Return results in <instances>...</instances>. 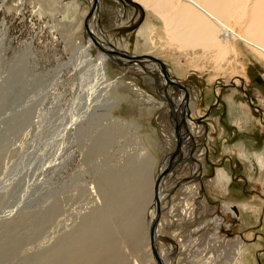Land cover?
<instances>
[{
	"label": "rangeland",
	"instance_id": "rangeland-1",
	"mask_svg": "<svg viewBox=\"0 0 264 264\" xmlns=\"http://www.w3.org/2000/svg\"><path fill=\"white\" fill-rule=\"evenodd\" d=\"M89 7L88 0H0V264H88L90 250L116 238L117 222L132 215L118 243L121 264H160L155 248L164 264H203L214 255L226 264L238 239L249 249L244 264H264V168L256 161L264 156V61L239 42L218 70L211 61L190 66L182 55L175 63L178 51L172 56L157 41L162 23L151 10L135 0H99L96 21L108 42L158 58L181 86L174 91L185 90L192 101L197 114H189L200 128L189 152L200 154L197 169L189 153L177 157L173 138L163 140L187 105L168 100L157 75L133 70L146 61L121 63L113 52L101 58L99 45L84 36ZM147 22L155 44L139 33ZM238 76L243 81L228 82ZM138 133L155 158L150 168L142 164ZM134 159L135 169L128 166ZM171 160L153 249L152 201L145 193L140 204L125 201L123 192ZM218 169L229 175V193L214 183ZM117 206L128 214L113 215Z\"/></svg>",
	"mask_w": 264,
	"mask_h": 264
},
{
	"label": "bare ground",
	"instance_id": "bare-ground-1",
	"mask_svg": "<svg viewBox=\"0 0 264 264\" xmlns=\"http://www.w3.org/2000/svg\"><path fill=\"white\" fill-rule=\"evenodd\" d=\"M88 1L90 2V6H92V10H91L90 17L86 18L84 20V25H85V29H86V31H85L86 35H84V36H86L87 44L95 45L97 43V45H99V47H100V50L103 51V53L101 52L102 55L100 54L101 58L102 57L105 58L106 57L105 54H107L109 52H113V53H115V55L117 54L119 56L118 59L121 58L120 59L121 63H128V62L140 63V61H146L147 63H145V65H142V66L133 65L132 66L133 70H135L136 73L137 72H139V73H150L153 75H157L158 77H160V80L158 82L159 86L163 90L162 91L160 89V91L165 93V95L167 96V99L172 100V102L173 103L175 102V104L178 101V102H180V105L183 103H185L187 105V109L183 112V113H185V115L184 116L181 115V120L176 118L178 120L177 121L175 120V122L173 120L174 123L173 122L171 123L173 126V128H172L173 134L170 133V135H167L164 133L163 135L165 136V138L163 137V140H165V139L171 140L173 138V140H175L174 144L177 145V149H178L177 157H178V153L181 150H182L181 151L182 157L189 153L188 159H189V157L192 158L195 161V165H196L195 168L198 169L199 166L201 165L200 161H198L200 159V157H198V156H200V154L198 155V154L192 153V155H191V153L189 151L191 150V148H193V146L195 144L194 139L199 134L198 131H199L200 127L196 126V124L193 121L194 118L192 116H195V114H197V112L194 110L195 107H194V105H192V101H191V103L189 101L187 102V99H189L187 96V93H185V90H184V92L174 91V87L175 88H179V87L181 88V86L177 85V82H178L177 78H174L170 74V70L167 69L162 62L161 63L163 64V67H161L157 62L150 60V59H147V58L139 57L136 60L133 57L138 56V55L129 54L128 52H125L124 50L118 48L116 45L110 44L109 42L113 43V41L111 40V37L109 35H106V34L99 32V30H100L99 23H98V20L96 21V16H97L96 15L97 14L96 9L98 7L99 0H88ZM135 1L139 2L145 9L151 10L152 13L161 21L163 36L158 34L157 35V41L160 44H162L164 47L166 46L165 47L166 52L171 54L172 56H173V54H172L173 51H178V54L175 53V55L172 57L173 62H175V63L178 62V60H177L178 56L182 55L187 59L188 65H190V66L195 67V66H198L199 63H203L201 67L204 68L205 63L208 61H211L214 64L213 68L215 70H218V69L222 68L221 65L223 62L229 63V61L227 59V57L229 55L235 56L237 54L239 42L242 43L247 49H250L252 52H254L257 56H259L264 61V0H135ZM90 19H91V22H90ZM145 28L146 29H141L139 33L143 36L148 35L149 36L148 42L155 44L156 42L153 40V38H151L152 35L150 34V33H153L152 29H154V25L151 24L150 22H147ZM103 40H105L107 42H105ZM145 42H147V39H145ZM118 46H121V45H118ZM118 51H120V52H118ZM122 55H124V56H122ZM164 56H167V55L164 54ZM177 64H179V63H177ZM163 72H165V74H163ZM241 79L242 78L240 76H238V78H234L228 82L231 83L232 85H234V84H238V82L243 81ZM228 82H225V83H228ZM133 88H135V91L138 89L136 87H133ZM106 91H107V89H106ZM165 95H164V97H165ZM164 97H162V98H164ZM111 99H112V97L109 98L108 100H111ZM153 99L154 98L151 96L148 100H153ZM248 99H249V101H251L249 97H248ZM108 104L110 105V106L108 105L110 107V109H112L116 105L114 100L111 102L108 101ZM109 107H108V109H109ZM178 107H180V106L175 107V109L173 108V110H177ZM254 108L259 110L256 107H254ZM149 109L155 110L156 108L153 106H150ZM189 112L192 114V116L189 114ZM109 116H110V111H109ZM235 117L237 118L236 122L241 123L243 116L241 115V112L239 109L237 110ZM260 119H263L261 111H260ZM115 121H116L115 123H118V125H120L123 122L122 120H120L117 117H115ZM158 121L161 124L163 123L161 117L158 118ZM130 123L134 125V128L139 129V126L136 123H134L133 121H130ZM262 123H264V122H262ZM134 131H135V129H134ZM135 135L136 136H134V138L135 137L137 138L140 149H142V151L144 150L143 153L145 156V160L142 164H143V166H148V168H150L149 166L154 164L155 158L150 152L147 151L145 144H144L142 134L138 133ZM149 138L151 140V138H154V136L150 135ZM196 139H197V137H196ZM184 145H185V147H184ZM179 156H180V154H179ZM177 157H176V159H177ZM186 158H187V156H186ZM256 161L261 168H264V156L263 155L256 156ZM174 162H175V160H173L172 163H170L169 161L165 162V166L163 165L164 167L161 168L162 170L160 168H158L156 175L154 177H152V179L149 177L150 179L148 182L146 181V178L143 176V178H141V180L138 179V180H140L139 183L137 182L136 184H134L136 187L134 186L133 189L131 188L132 189L131 191H130V189H127L128 187L125 188L124 192L122 191L123 193H125L123 195L125 198H126V196H127V198L129 196V197L135 199L136 203L138 202V204H140L139 200L144 198L143 197L144 193H145V195H147L146 199L148 198V199H150V201H152L151 202V204H152L151 209L150 210L148 209L149 210V216H150L149 224L151 226V239H152L151 245H152V247H153V245L154 246L156 245L155 240H156V236L158 233L157 228H159L158 227L159 223L156 222V220L158 217L157 211L161 207L160 206L161 200H162L161 195H163L161 193L162 190H160L161 189L160 187H162L161 184L163 182L164 173L166 171H168L165 169L169 168L170 165H173ZM131 163L134 165L132 168H134L135 166L138 167V165L140 164L135 159L129 160L128 166H130ZM174 165H175V163H174ZM125 167H126V165H124L123 169ZM145 168H147V167H145ZM126 169H127V167H126ZM191 173H192V175H194V174L196 175V169H193ZM154 181H155V183H154ZM214 183L217 187L220 188L221 191L228 192V193L230 192V190H229L230 189L229 188V186H230L229 175L224 169H218L217 170L216 179L214 180ZM153 185H154V197L152 194ZM114 189H116V188L114 187ZM120 190H122V189H120ZM118 194L120 195V192H118ZM119 195L117 197L120 198ZM233 195H234V193H233ZM231 196H232V193H231ZM124 197L121 199L123 200ZM109 198H111V197H109ZM127 198L125 199V201L129 200V198L128 199ZM115 200H113L114 205L118 204L120 202L117 199V202L118 201L119 202L116 203ZM107 201H108V199H107ZM136 203L134 205L135 207L138 205V204L136 205ZM108 205H110V204H108ZM114 205L112 206L113 208L116 206V205L115 206ZM130 205L131 204H129V206ZM246 205H248V202L244 203V206H246ZM124 206H125V204H124ZM134 206L132 203V207H134ZM132 207H131V210H132ZM135 207L133 209V210H135L134 212H136L138 210L137 209L138 206L136 207V209H135ZM248 207H251L254 209V206H252V205L247 206L246 209H248ZM120 208H122V206H120ZM116 209L117 210L115 211V213H113V215L116 214L117 217L124 216V215L128 214V211H127L128 208H127V210L125 209L127 213L124 215H121V214H123V213H121L123 210L122 209H121L122 211L119 210L118 206ZM125 210H124V212H125ZM133 210L131 211L132 214L134 213ZM111 211L112 210H110V212ZM134 214H136V213H134ZM116 215H115V218H116ZM128 216H131V215H128ZM90 217H91V215H90ZM134 217H135V215L134 216L132 215V217H130L131 218L130 220H133L132 218H134ZM123 219H125V218H123ZM123 219L119 223L117 222V224H116L118 226L119 235L121 234L123 236H121V235L119 236L116 234V236H115L116 238L110 237V240L105 242V243H107V246H105L104 241L101 242V243H103L102 245H104L105 247L102 245H100V246L98 245L99 247L94 246L97 249L95 248L93 250H90V259L87 260L88 264H121L120 261H121L122 256L120 255L121 253H119V251H118L120 248L119 247L120 245L118 246V243L122 241V238L125 239L124 238V231L127 229V228L125 229V224L128 221L126 219L127 221L124 220L125 221V223H124ZM129 221H128V223H129ZM156 223H157V228H156ZM115 233H116V231L114 232L113 235H115ZM107 234L109 235V233H107ZM110 234H111V232H110ZM105 235H106V233H105ZM125 237H126V235H125ZM111 238H113V239H111ZM102 240H103V238H102ZM123 242H125V240H123ZM134 242H132L133 245L137 247L136 239L134 240ZM128 245H129V243H128ZM134 246H133V248H134ZM91 247L93 248V246H91ZM131 247H132V245H131ZM247 248H248V245L245 242H243L241 239H238L235 242V244L233 245V248H231V252H230L231 257L225 259V260H227V262L225 261L226 264H244V260L248 261L247 257H245V252H247L249 250L248 249L246 251ZM153 249H154V247H153ZM155 250H156V252H155L156 258L159 260L160 264H164V263H162L161 252H159V250L157 251V248H155L153 251H155ZM160 251H162V250H160ZM218 254H219V252H217V254H216L217 258L219 257ZM208 257L204 262L201 261V263H203V264H225L223 262V259L222 260L219 259L218 263H217L215 255L212 257H209V258Z\"/></svg>",
	"mask_w": 264,
	"mask_h": 264
},
{
	"label": "water",
	"instance_id": "water-1",
	"mask_svg": "<svg viewBox=\"0 0 264 264\" xmlns=\"http://www.w3.org/2000/svg\"><path fill=\"white\" fill-rule=\"evenodd\" d=\"M89 10H90V12H91V10H92V6L89 7ZM122 56H124V55H122ZM139 57L147 58V59L153 60V61L157 62L161 67H163V64L161 63V61H160L159 59L153 57V56H149V55H141V56H140V55H139V56H135V57H133V58H135V59L137 60ZM163 74H165V72H163ZM245 95H246V94H245ZM246 97H247V95H246ZM247 100H248L249 104H250L251 106H253V105L251 104V102L249 101L248 97H247Z\"/></svg>",
	"mask_w": 264,
	"mask_h": 264
}]
</instances>
